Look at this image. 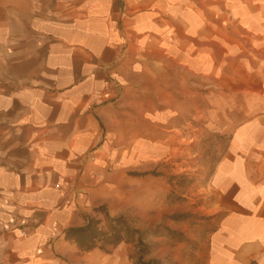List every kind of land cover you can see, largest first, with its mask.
Instances as JSON below:
<instances>
[{
    "label": "crops",
    "instance_id": "obj_1",
    "mask_svg": "<svg viewBox=\"0 0 264 264\" xmlns=\"http://www.w3.org/2000/svg\"><path fill=\"white\" fill-rule=\"evenodd\" d=\"M189 115L229 139L207 264H264V0H0V264H77Z\"/></svg>",
    "mask_w": 264,
    "mask_h": 264
},
{
    "label": "rangeland",
    "instance_id": "obj_2",
    "mask_svg": "<svg viewBox=\"0 0 264 264\" xmlns=\"http://www.w3.org/2000/svg\"><path fill=\"white\" fill-rule=\"evenodd\" d=\"M240 119L238 116L237 123ZM211 128L207 117L189 115L182 127L171 133L162 157L151 163L149 170L130 173L154 178L156 185L149 196L137 197L135 211L114 217L138 232L130 242L118 245L128 247L124 258L114 256L116 247L94 249L100 251L98 256L80 252L77 264H134L140 257L156 264H207L210 235L229 208L210 186L216 165L228 151L229 139ZM99 209L92 218L102 220V227L106 211Z\"/></svg>",
    "mask_w": 264,
    "mask_h": 264
},
{
    "label": "trees",
    "instance_id": "obj_3",
    "mask_svg": "<svg viewBox=\"0 0 264 264\" xmlns=\"http://www.w3.org/2000/svg\"><path fill=\"white\" fill-rule=\"evenodd\" d=\"M101 209L94 210L100 212ZM105 215V226L101 225V220L96 218H86V223L81 228L70 229L66 231V238L76 245L79 252H90L94 249L106 250L115 248L119 244L130 242L132 236L138 234L137 231L130 230L120 218H109ZM138 246L143 245L139 242ZM134 264H156L148 261L144 262L140 257Z\"/></svg>",
    "mask_w": 264,
    "mask_h": 264
},
{
    "label": "built area",
    "instance_id": "obj_4",
    "mask_svg": "<svg viewBox=\"0 0 264 264\" xmlns=\"http://www.w3.org/2000/svg\"><path fill=\"white\" fill-rule=\"evenodd\" d=\"M22 235H24V232H22Z\"/></svg>",
    "mask_w": 264,
    "mask_h": 264
}]
</instances>
